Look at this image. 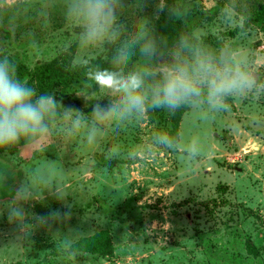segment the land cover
<instances>
[{
  "label": "rangeland",
  "instance_id": "rangeland-1",
  "mask_svg": "<svg viewBox=\"0 0 264 264\" xmlns=\"http://www.w3.org/2000/svg\"><path fill=\"white\" fill-rule=\"evenodd\" d=\"M261 1L234 0L241 14ZM157 2L148 0L146 14L154 13ZM232 2L193 0L189 23L202 28L206 37L216 36L242 49L264 78V33L251 27L243 35L223 34L235 27L219 22V9ZM9 3L22 19L30 15L33 0ZM133 19L131 14L124 17L129 24ZM115 48L79 47L74 28L59 12L47 22L28 19L15 33L0 32V52L31 71L63 56L73 67L78 58H105ZM53 95L86 114L90 103L103 98L86 80L54 88ZM230 103L231 110L214 119L189 110L181 115L179 146L198 137L204 151L191 163L178 151L148 150L155 132L169 134L172 115L164 111L119 128L106 121L104 138L91 146L83 142L82 130L77 137H54L43 151L19 147L14 159L0 162L8 169L0 186V206L12 199L19 183L51 179L69 193L71 218L51 229L36 227L31 214L46 215L65 205L51 196L31 202L25 205L30 215L24 229L30 236L17 241L6 213L0 215V264H264V95ZM113 146L120 154L107 159ZM133 150L140 155L130 158ZM101 230L109 232L112 256L70 249L78 239ZM248 240L257 248L256 256L247 252Z\"/></svg>",
  "mask_w": 264,
  "mask_h": 264
},
{
  "label": "clouds",
  "instance_id": "clouds-1",
  "mask_svg": "<svg viewBox=\"0 0 264 264\" xmlns=\"http://www.w3.org/2000/svg\"><path fill=\"white\" fill-rule=\"evenodd\" d=\"M147 5L148 0H33L30 15L22 19L9 0H3L0 32L15 33L28 19L47 22L59 12L74 28L79 47L90 51L109 45L116 48L108 68L83 57L73 61V67L86 69L87 85L95 86L103 97L90 104L88 97H83L91 109L88 114L64 106L53 94L39 92L19 76L16 62L0 52V162L14 159V150L20 146L43 151L54 137H77L82 130L83 142L98 144L105 136L106 121L119 128L135 124L151 112L175 115L181 110L214 119L231 110L230 101L264 95V78L242 49L223 39L216 47H209L205 31L190 25L193 0H158L151 16L146 14ZM161 13L182 26L172 38L159 33L154 25ZM128 14L134 17L131 24L124 20ZM218 19L243 35L250 16L239 13L233 0L219 9ZM107 97L111 99L105 104ZM153 148L178 151L189 163L204 155L198 137L181 148L179 138L166 132L152 135L148 150ZM119 154V147L113 146L106 158ZM128 155L135 158L140 151ZM7 172L6 166L0 167V186ZM46 196L64 203V209L31 214V219L36 227L51 229L54 223L71 218L69 193L61 183L53 184L51 179L23 181L7 205L0 206V215L6 213L17 241L30 236L24 231L30 215L25 205L42 202Z\"/></svg>",
  "mask_w": 264,
  "mask_h": 264
},
{
  "label": "trees",
  "instance_id": "trees-1",
  "mask_svg": "<svg viewBox=\"0 0 264 264\" xmlns=\"http://www.w3.org/2000/svg\"><path fill=\"white\" fill-rule=\"evenodd\" d=\"M248 15L250 16V20L246 28L255 27L264 33V0H262L256 8L251 10ZM154 25L159 33L166 34L170 38L174 37L178 30L182 29V26L178 22L169 19L166 13H162L160 18L154 22ZM237 33H239V30L234 28L223 34L232 37ZM218 41V37L216 36L206 37V43L209 47H216ZM114 52L115 51L108 52L105 58L90 59V61L102 68L111 67V56ZM16 64L19 76L35 86L39 92L53 94L54 88H68L75 83L86 80V69L71 67L67 62V56L58 57L53 61L42 63L32 71L17 62ZM185 111L186 110H181L171 116L169 135L177 136L180 117ZM245 247L249 254L254 256L258 254L257 248L250 240L246 241ZM70 249L75 252H86L103 257H110L113 255V244L107 230H101L91 236L78 239L70 246Z\"/></svg>",
  "mask_w": 264,
  "mask_h": 264
}]
</instances>
